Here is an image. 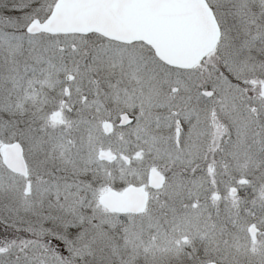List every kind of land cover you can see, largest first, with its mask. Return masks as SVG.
Segmentation results:
<instances>
[{
	"label": "flooded vegetation",
	"instance_id": "af4514ba",
	"mask_svg": "<svg viewBox=\"0 0 264 264\" xmlns=\"http://www.w3.org/2000/svg\"><path fill=\"white\" fill-rule=\"evenodd\" d=\"M55 3L56 0H0V54L2 51L4 57L10 53L19 56L24 49L40 60L24 67L23 75L29 84L23 90L19 58L5 64L13 77L7 83L12 90L6 89V103L19 118L20 109L26 106V116L36 120H32L34 130H57L61 137L79 134L81 158L77 165L87 169L94 185L98 183L94 186L100 193L96 207L108 215V225L116 236L125 231L136 237V230L147 228L140 237L146 259L156 256V261L176 257L201 264H264V0H224V84L237 88L239 95L233 102H224L219 96L223 82L209 83L202 80V75L183 83L188 96L171 112L175 128L174 159L167 167L170 170L161 163H153L155 160L149 161L148 154L153 147H157L156 151L167 148L165 144L172 137L167 134L163 109L167 92L163 69L184 70L167 67L140 42L123 44L95 33L28 32L33 22L41 25L49 18ZM24 18L28 22L21 28ZM70 36L74 42H69ZM87 37L96 41H87ZM97 41L115 44L118 49L136 45L146 48L157 65L156 73L147 53L136 58L140 70H135L136 65L128 67L126 55L118 59L126 66L105 68L103 62L96 61L110 59L114 50L106 49L108 56L95 55L88 47H95ZM233 45L241 47L240 54L250 52L253 64L233 67L229 62ZM74 52L78 55L71 57ZM132 72L138 79L135 95L128 84ZM154 75L159 76L157 80H148ZM153 90L156 97L144 99ZM170 90L173 94L178 92L175 87ZM21 97L26 99L23 104ZM3 106L0 98V246H5L0 248V264H14L17 249L28 245L26 239L32 237L40 246L43 242L52 245L54 218L52 203L41 194L42 190L29 208L22 205L27 203L32 190H38V185L47 193L50 171L45 169L43 176H31L24 149L15 140L7 145L18 143L22 148L24 174L4 166L3 120L10 110ZM38 120H46L47 124ZM101 153L113 159H100ZM65 170L68 167L62 171ZM150 172L161 177V186H150ZM174 183L176 190L163 191L166 185ZM129 187L146 194L142 212L116 213L99 205L100 197L110 192L122 193ZM9 202L20 205L9 211ZM23 215L35 221L32 235L21 226L18 216ZM44 249L47 251V247ZM8 250L14 256L7 259L4 255ZM51 255L50 251L45 257Z\"/></svg>",
	"mask_w": 264,
	"mask_h": 264
},
{
	"label": "rangeland",
	"instance_id": "374dc122",
	"mask_svg": "<svg viewBox=\"0 0 264 264\" xmlns=\"http://www.w3.org/2000/svg\"><path fill=\"white\" fill-rule=\"evenodd\" d=\"M247 1L248 0H246V2ZM205 2L212 10V14H214L220 30L219 42L216 44L214 51L209 54L200 65L191 71H169L163 69L164 82L167 84V92L164 93L163 98V109L167 122V134L170 133L172 137L165 144L168 149L163 148L156 151L157 147H153V151H150L148 154V160H155L153 163L157 162V164L161 163L160 165L166 166L165 169L167 170H170V168L167 167L172 165L174 159L172 138L175 127L171 112L175 110L176 105L183 101L184 97L188 96V90L183 86V83L188 84L190 81L196 80V76L199 77V75H202V80H207L209 83L212 80L220 83L223 82L222 85L219 84L222 86L220 90L223 89L222 93H219V96H222L221 98L224 99V102L226 100L228 102H233L235 97L239 95L237 88L225 86L224 84V0H205ZM27 22V18L22 19L21 28H24ZM74 40V37L70 36L69 42H74ZM85 40L91 42L96 41L92 37H87ZM115 46V44L109 45L108 43H99L97 41L95 47L88 48H91L95 55H101L102 57L109 55V51L106 49L112 48V50H114V52L111 51V55L109 56L110 59H102L103 61H101V59L95 60L96 62H103L107 66L105 68L125 65V63L118 60L121 56L125 55L127 56V62L130 64L128 67H132L131 64L137 67L138 61L136 58L145 57L147 53V49L139 45L126 47L125 49L122 48L123 50L116 48L119 46ZM240 50V46H232L229 53V62L231 65H233V67H237L239 64L241 66L252 65L254 59L253 55L249 54L250 52L245 55L240 54ZM104 53L106 55H104ZM147 54L149 58L150 54ZM9 55L10 56L5 55L4 57L2 51L0 54V98L4 101L5 106L3 107L6 108L5 110H10L9 113L5 112L3 120L4 143L7 145L15 140L21 144V147L24 149V158L31 176H43V170L45 169H47V172L50 171L49 177L46 179L48 182L47 185H49L47 193L38 185V190H32V194L27 200V203H22V205H24V208H29L33 199L37 197L38 192L42 190L41 194L52 203L53 216L51 217L54 218V227L52 229V245H50V243L43 244L44 242L42 246L36 245L32 237H30L26 239L28 245H22L23 247L17 249V255L14 256V253L8 250L4 257L8 259V256H14L12 259L14 260V264H201L184 259H176V257H164L157 261L156 256H153L152 259L151 257L146 259L147 256L145 254L143 239L140 237L144 235L147 228L136 230L135 234H133V236L136 237L128 236L125 231L117 236L114 235L115 232L113 228L108 225L111 223L108 215H105L104 212L102 213L98 206L96 207V198L100 193L94 186H97L98 183L96 182L94 185L92 180H90L91 175L86 174L87 169L85 168L83 170L81 166L77 165L80 163L79 159L81 158L79 155V150L81 149L79 134L74 132L65 137H61L57 134V130H34V127L32 128L31 125L33 121L35 122L36 120L26 116V106L23 108V106L20 105L22 108L20 109L19 118L13 107L6 103L8 100L7 90H12V87L8 86L7 83L13 81V77L12 74H10L11 71L8 70L5 64L8 62V65H10L14 60L19 58V65L22 67L20 87L21 90H23L24 86L29 84L28 79H25V75H23L24 67H27L32 62L34 63V61L40 62L38 55L27 54V51L24 49L23 51L21 49L19 56H15L12 53ZM75 55H78V53L76 54L74 52L71 57H75ZM149 60V64H153L154 66L155 61H153L152 58H149ZM143 61L145 62L144 58ZM210 65L212 69L208 68ZM155 66L154 73H156L157 70V65ZM136 67L135 70H140L139 67ZM215 68L220 71H217ZM149 71H152V67L149 68ZM132 73V78L129 79L131 81H129L128 84L129 90H132V94L135 95L136 90L134 89L135 84L138 85V79H135V72ZM150 74H153V72H150ZM158 77L159 76L154 75L148 78V80H157ZM30 87H32V85H30ZM171 87L178 88V92L175 94L170 92ZM156 95L157 93L153 90L144 95L146 96L144 99L148 98L149 101V99L156 97ZM20 100L22 104L26 101L24 97H21ZM148 104L150 107L149 102ZM155 107L156 106H154V108ZM14 113H16V118ZM150 117L151 113L149 119ZM38 122L47 124L46 120H38ZM35 150L36 152L34 154ZM64 167H68V170L62 171ZM125 172L126 171L118 175L116 184ZM132 175L133 173L129 176ZM169 176L172 177L173 173H169ZM177 188L178 186L174 183V186L171 184L170 186L166 185L163 191L166 193L173 192ZM22 190L23 188H21L20 192H22ZM79 197H81V199H78ZM164 201L168 202V200ZM19 205V202L18 204L9 202V211ZM18 217L21 218V226L25 227L27 230V232H24L32 235L31 226L35 227V221L33 222L29 216L23 215ZM2 247L5 246H0L1 249ZM45 247H47V251L44 249ZM11 248L15 249L17 246L15 245L13 247L11 245ZM38 251H41L42 254H38ZM50 251L52 253L51 257H45V254ZM24 255H26V257H24ZM31 259H33L32 263L30 262ZM26 261L27 263H25Z\"/></svg>",
	"mask_w": 264,
	"mask_h": 264
},
{
	"label": "water",
	"instance_id": "95a60500",
	"mask_svg": "<svg viewBox=\"0 0 264 264\" xmlns=\"http://www.w3.org/2000/svg\"><path fill=\"white\" fill-rule=\"evenodd\" d=\"M43 24L33 22L28 32L89 34L120 43L142 42L156 58L178 69H191L210 54L219 28L204 0H56ZM264 94V93H263ZM124 118V116L122 117ZM18 143L1 147L3 163L24 174V159ZM100 159L112 160L100 154ZM17 168V169H16ZM150 186L162 185L150 172ZM146 194L129 187L99 199L110 212L138 213L144 210Z\"/></svg>",
	"mask_w": 264,
	"mask_h": 264
}]
</instances>
